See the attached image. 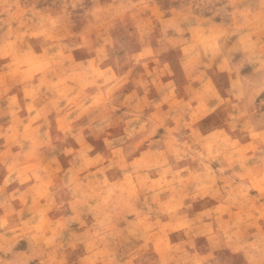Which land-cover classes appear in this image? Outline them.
Here are the masks:
<instances>
[{"label": "rangeland", "instance_id": "rangeland-1", "mask_svg": "<svg viewBox=\"0 0 264 264\" xmlns=\"http://www.w3.org/2000/svg\"><path fill=\"white\" fill-rule=\"evenodd\" d=\"M0 264H264V0H0Z\"/></svg>", "mask_w": 264, "mask_h": 264}]
</instances>
